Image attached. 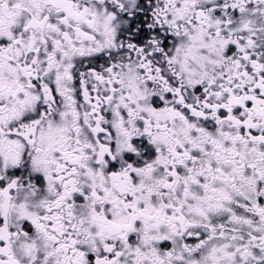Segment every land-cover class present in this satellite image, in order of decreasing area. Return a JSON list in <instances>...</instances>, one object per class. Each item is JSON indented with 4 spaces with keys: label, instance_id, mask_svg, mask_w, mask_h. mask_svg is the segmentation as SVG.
<instances>
[{
    "label": "snow or ice",
    "instance_id": "1",
    "mask_svg": "<svg viewBox=\"0 0 264 264\" xmlns=\"http://www.w3.org/2000/svg\"><path fill=\"white\" fill-rule=\"evenodd\" d=\"M0 264H264V0H0Z\"/></svg>",
    "mask_w": 264,
    "mask_h": 264
}]
</instances>
